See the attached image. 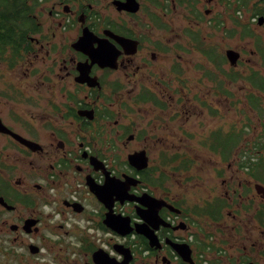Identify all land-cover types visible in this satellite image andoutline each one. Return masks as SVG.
<instances>
[{
	"label": "flooded vegetation",
	"instance_id": "af4514ba",
	"mask_svg": "<svg viewBox=\"0 0 264 264\" xmlns=\"http://www.w3.org/2000/svg\"><path fill=\"white\" fill-rule=\"evenodd\" d=\"M36 2L9 19L0 55V264H95L107 251L91 232L109 230L107 210L86 184L109 180L122 189L110 195L138 200L112 204L131 226L144 222L148 198L179 211L157 210L168 226L150 219L159 246L147 251L144 237L109 230L106 247L130 248L129 264L139 255L170 264L172 244L188 246L194 264L204 246L223 261L204 239L207 221L240 250L235 263L264 264V227L249 249L234 228L236 215L264 217V0H131L135 11L128 0ZM234 129L240 139L224 147ZM175 163L201 174L194 185L211 184L209 200L173 194Z\"/></svg>",
	"mask_w": 264,
	"mask_h": 264
},
{
	"label": "water",
	"instance_id": "95a60500",
	"mask_svg": "<svg viewBox=\"0 0 264 264\" xmlns=\"http://www.w3.org/2000/svg\"><path fill=\"white\" fill-rule=\"evenodd\" d=\"M133 4L131 0H128L126 7L129 8L132 11L136 10V6L131 7ZM132 8V9H131ZM126 45L129 43L128 40H125ZM100 50H95L93 53L94 58H97L98 62H102L103 64H108L105 59V55L101 56ZM92 53V52H91ZM113 56V57H112ZM110 58L108 55L106 56L107 59H114L115 55H112ZM236 55L234 54V57L231 58L232 62L235 60ZM136 155V154H135ZM131 155L130 160L134 159L136 156ZM89 187L90 192H92L97 200L106 208L107 212L105 213L104 219L102 221V224L105 228L109 229L119 237H126L131 234H136L144 237L148 242L149 248H157L158 240L156 235L154 234V231L152 230V226L150 225V219H154L155 225L154 229L158 227V225L162 226H168L164 220H162L158 216L157 210L162 207L166 206L168 207L172 212H179L177 209H175L172 206L166 205L165 202L160 200H155L148 198L149 200L141 201V204L145 208L144 211L145 214L139 216L140 219H142L144 222L142 224H134L130 225V217L122 216V215H116L113 213L112 210V204L114 201H118L120 205H123L125 202L127 203H136L137 206H139L138 200L136 198H132L130 195L126 194V190H124L123 194L120 195H110L113 189H121L113 182V180L106 181L104 186H101L99 188H96L97 186H94L92 184H86ZM122 190V189H121ZM109 193L110 198L108 199L106 195ZM115 196V199L113 200L112 197ZM124 202V203H123ZM149 203H159L158 207H154L151 209ZM140 204V207L142 206ZM113 249L116 251L117 254H120L122 256L121 261H117L114 257H111L107 252H104L103 250H96L93 254V259L95 264H129L132 259V253L130 248L124 247L121 244H115L113 246ZM172 250L178 255L180 260L185 264H194L192 258H191V251L186 245H179V244H172ZM163 264H168L165 262L164 259H162Z\"/></svg>",
	"mask_w": 264,
	"mask_h": 264
},
{
	"label": "rangeland",
	"instance_id": "374dc122",
	"mask_svg": "<svg viewBox=\"0 0 264 264\" xmlns=\"http://www.w3.org/2000/svg\"><path fill=\"white\" fill-rule=\"evenodd\" d=\"M45 8L46 10H48V7H46V5H43L42 3V8ZM46 11L44 12V16L46 17ZM251 17V16H250ZM252 18V17H251ZM257 33H261L264 34V27H262L260 30L256 29ZM58 40L60 39V35H57L56 37ZM181 43V40H180ZM247 93V89L246 88H238L234 86V95L237 96H243ZM242 104L240 103H236L234 102V120L237 118L235 113L238 114V112L241 109ZM225 107V104H224ZM225 108L228 109V106H226ZM225 110V109H224ZM231 111V110H230ZM232 137L231 139H223V144L225 145L224 147H226V145L228 143H230V141L234 140V143L236 141H238L242 135V133H239L236 129H234V131H231ZM225 137V136H224ZM192 154V153H191ZM177 163V162H176ZM175 163V176L174 179H172L171 181H173V194L179 195L181 197V200L189 203L190 205H192L193 203H198V202H202L205 200H209L210 198L207 196V190L205 189V187L208 189V187L211 184L208 183H204L201 184L200 186H196L194 185L195 179H199L200 181H203V179L201 177H199V175H201L198 172L190 171L189 173H185L184 170H181L180 167L178 166V164ZM92 204H96V202L92 199ZM97 206V205H96ZM234 214H236V210H235V204H234ZM239 216V215H238ZM236 215V217L234 218V228H235V232L237 227H235V225L239 226L242 225L244 227V229L241 228V226L238 228L239 232H236L239 236L238 239V246L240 247V244L243 243L244 245L248 246L251 243H256V248L260 247V243H262L263 241V236L261 235V232L257 229V228H263L264 227V217H259V216H254V217H250V216H239L238 217ZM263 221H261V220ZM260 220V223L257 221ZM207 224H203L202 225V229H203V236L205 241L212 236V240L213 242H215V244L218 247H221L226 253H225V257L224 260L221 261L223 264H242V261H238L237 263L234 262V260L232 258H230L231 254L234 255V259L237 258V254L240 252L239 249L237 250H232L230 248L229 242H227V234L226 231L223 233V236L220 234V229H215V225L209 223L208 221L206 222ZM227 224H230V221H227ZM246 225V226H245ZM256 225H258L256 227ZM207 235V236H206ZM201 238L203 239V237L201 236ZM113 241H111L112 243ZM249 249V246H248ZM140 256H138L136 262L134 264H154L152 259H148V257L146 259H143V257L140 259ZM148 259V260H147Z\"/></svg>",
	"mask_w": 264,
	"mask_h": 264
},
{
	"label": "trees",
	"instance_id": "16d2710c",
	"mask_svg": "<svg viewBox=\"0 0 264 264\" xmlns=\"http://www.w3.org/2000/svg\"><path fill=\"white\" fill-rule=\"evenodd\" d=\"M28 0H0V55H3L6 51V44L8 43V30L10 29L11 21L9 20L13 16L17 15H28L32 13V5L28 6ZM34 5L37 3V0H31ZM16 23H14V26ZM22 29V28H21ZM220 207H218L219 209ZM220 210V209H219ZM219 210L217 213H212L210 215L214 218V220H218L215 218L216 214H219ZM104 228V226H102ZM207 246L202 247L201 250L198 251V254H201L205 251ZM143 251L150 250L147 244L144 242ZM179 264H184L179 259Z\"/></svg>",
	"mask_w": 264,
	"mask_h": 264
},
{
	"label": "built area",
	"instance_id": "2783aa9c",
	"mask_svg": "<svg viewBox=\"0 0 264 264\" xmlns=\"http://www.w3.org/2000/svg\"><path fill=\"white\" fill-rule=\"evenodd\" d=\"M91 234L95 241L100 244L102 249H105L111 257L113 256L119 258V256L113 252L110 246L106 247V241H109L111 238H113L112 233L109 230L94 229ZM179 259V257H173L170 264H179ZM197 260L199 264H223L216 259L211 260L204 253L198 254Z\"/></svg>",
	"mask_w": 264,
	"mask_h": 264
}]
</instances>
